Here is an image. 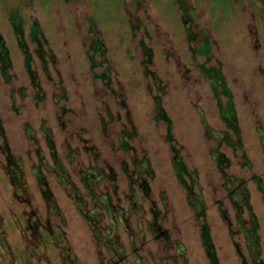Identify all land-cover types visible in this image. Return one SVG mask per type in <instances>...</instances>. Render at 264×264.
Returning <instances> with one entry per match:
<instances>
[{
	"label": "rangeland",
	"instance_id": "obj_1",
	"mask_svg": "<svg viewBox=\"0 0 264 264\" xmlns=\"http://www.w3.org/2000/svg\"><path fill=\"white\" fill-rule=\"evenodd\" d=\"M0 264H264V0H0Z\"/></svg>",
	"mask_w": 264,
	"mask_h": 264
},
{
	"label": "flooded vegetation",
	"instance_id": "obj_2",
	"mask_svg": "<svg viewBox=\"0 0 264 264\" xmlns=\"http://www.w3.org/2000/svg\"><path fill=\"white\" fill-rule=\"evenodd\" d=\"M236 186H237V185H235V187H236ZM235 187H234V188H235Z\"/></svg>",
	"mask_w": 264,
	"mask_h": 264
}]
</instances>
